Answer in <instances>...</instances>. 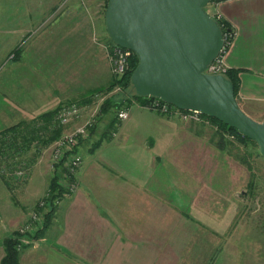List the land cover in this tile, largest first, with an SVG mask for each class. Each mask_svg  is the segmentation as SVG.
<instances>
[{
  "label": "crops",
  "instance_id": "crops-1",
  "mask_svg": "<svg viewBox=\"0 0 264 264\" xmlns=\"http://www.w3.org/2000/svg\"><path fill=\"white\" fill-rule=\"evenodd\" d=\"M30 1L48 7L61 2ZM215 4L234 32L226 64L238 70L236 100L247 115L264 121V0ZM48 12L47 22L29 37L26 60L17 44L15 55L2 61L0 45V136L5 129L54 110L67 98L66 92L51 90L47 83L56 69L49 57L53 40L64 41L57 46L79 55V70L84 54L97 59L99 48L91 51L84 44L92 39L93 27L84 26L82 18L66 20L64 8L54 15ZM35 24L29 27L40 25ZM75 69L70 74L76 76ZM141 116L144 119H138L132 131L120 132L123 121L118 127L109 124L116 132H102L83 153L78 150L83 162L76 174L77 189L55 203L42 241L19 250L20 264H189V258H199L194 264L225 263L228 226L236 217L228 209L237 203L241 170L237 175L234 163L225 154L219 156L220 149L200 123L177 116ZM44 155L36 162L30 159L31 173L13 190L16 196L9 204L3 193H9V184L0 171V261L3 239L14 234L49 187L53 173Z\"/></svg>",
  "mask_w": 264,
  "mask_h": 264
},
{
  "label": "rangeland",
  "instance_id": "rangeland-1",
  "mask_svg": "<svg viewBox=\"0 0 264 264\" xmlns=\"http://www.w3.org/2000/svg\"><path fill=\"white\" fill-rule=\"evenodd\" d=\"M60 1L61 2H57L55 5H50L48 7L44 4L38 3L37 1L0 0V27H2L3 30V33H0V40H2V43L0 44L1 55L2 61L6 62L10 60L11 57H13L12 54L15 53V46L19 44L18 46L20 47L22 54L24 53L22 58L23 60H26V49L28 47L26 44L30 39L29 37L40 29L41 25L47 22V20H44V15H46L48 10V14L53 13L52 15H54V13L60 10V8H64V15L67 14L66 20L78 21L82 18L84 26H89L90 28L93 27L94 35L92 39L84 40V44L86 45V48H90L91 51L96 50V47L99 48L98 54L96 55L97 59H95L94 54H84L83 63H81V70L78 68L80 63L78 62L79 55L63 51L59 48V46H57L58 43L59 45L64 43L62 40H60L61 42L53 40L55 45L51 49V54L49 56L52 59L50 63L56 65V69L54 75L47 79V83L50 85L51 90L64 91L67 93V98L60 101L59 107L68 103H78L82 106H86L89 113L92 112L91 109H94L95 112L93 113L99 115V118L94 123L93 129L91 130L90 128L88 136L80 142L78 150L83 153L86 148L93 145L102 132L106 135L112 134L113 128L109 126L111 123V126L116 123L117 125L115 126L118 127V124L123 121L121 124H124V126L122 129L120 126L121 130H119L120 132H126L132 131L138 119L140 121L144 119L141 115H165L155 110L153 112L152 109L151 111H149L150 109L148 110V108L144 109L145 107L131 99V92L126 91L124 93V90L119 84H116L113 87L110 85L113 78L118 79L123 74L117 76L113 73L112 64L109 58L112 56L111 54L114 51V46L109 40V36L104 26V11L107 0ZM206 9L212 17L213 15L218 14V12L215 11L217 10L215 1L208 3ZM12 10L14 11V14L11 12ZM25 10H27L28 13L21 14V12ZM36 12L39 13V15L36 16ZM221 20L222 18L220 16V19L216 21L218 22ZM30 23H37L35 25H40L36 28L34 25H32L33 27H29ZM131 52L127 56L128 66L129 58L132 55ZM90 59L93 60L91 63H88L87 60ZM74 66L77 71L76 76L73 75L74 73L70 74L71 72H74ZM95 70H97L98 73L85 76L88 71ZM80 71L81 75L78 74ZM65 73L69 74L64 76ZM98 81L99 83H97ZM78 89L82 90L81 94L76 93ZM94 94H98V97H93ZM114 95H117L118 99L125 98L123 101L128 104L118 106L117 109L111 107L110 111L102 113L101 109L103 100H106ZM127 100H130V102ZM120 109L128 110V117L124 120L115 118V114L117 116V111ZM205 118L206 119H204V121L193 122L200 123L202 126L207 128L214 145L217 146V141L222 140L223 147L221 149L219 148L221 151V155L219 156H223L225 154L228 162L231 161L234 163L237 175L239 170L242 172L241 185L237 184V187H235L237 203L235 206L231 207L230 210L228 209V214L233 215L236 212V217L234 221H232V225L228 226L226 238L227 250L225 253L224 264H264V157L260 155L257 145L250 142L238 143L228 132L224 131L221 134L220 127H218V125L212 122L209 118ZM140 133L142 132H137V134ZM47 135L48 131L42 130L40 137L46 138ZM24 137H27V140L24 141V144L17 145L15 152L9 154L5 151L3 152V156L0 158V165L5 164L4 178L9 184V193L6 190L3 192L7 194L6 199L8 200V204L10 200L12 201L13 197L16 196L13 190L16 187H21L23 185L22 183L26 182V178L31 173L29 165L30 159H32L33 162H36L37 158L45 153L44 157H48L49 166L51 164L52 143H50L47 147H43L41 141L35 143L32 142V147L30 148L31 150L26 153L25 142L27 144L28 139L31 137L28 134ZM49 168L51 170V167ZM18 170L23 171L22 176L16 175ZM42 196L36 201L35 205L28 210L29 212L36 207ZM20 225L21 224L15 226L14 232L17 231ZM42 234H44V231ZM42 234H40L39 237L36 236L37 240L32 243V245H37L42 241L39 239ZM204 243L208 244L206 238ZM209 244L212 247V241ZM22 247H17V250H20ZM198 259L199 258H189V264L196 263ZM222 263L223 261H221V264Z\"/></svg>",
  "mask_w": 264,
  "mask_h": 264
},
{
  "label": "water",
  "instance_id": "water-1",
  "mask_svg": "<svg viewBox=\"0 0 264 264\" xmlns=\"http://www.w3.org/2000/svg\"><path fill=\"white\" fill-rule=\"evenodd\" d=\"M216 0H107L104 26L113 43L132 51L136 94L197 110L254 140L264 157V121L239 106L233 83L204 70L218 54L223 32L206 9Z\"/></svg>",
  "mask_w": 264,
  "mask_h": 264
},
{
  "label": "built area",
  "instance_id": "built-area-1",
  "mask_svg": "<svg viewBox=\"0 0 264 264\" xmlns=\"http://www.w3.org/2000/svg\"><path fill=\"white\" fill-rule=\"evenodd\" d=\"M213 18L218 20L220 19V15H213ZM222 32V46L216 57L206 66L204 70L205 73L225 75L228 70L225 57L232 43L234 32L232 30H222ZM113 50L112 56L109 57L112 64V71L115 75L120 76L127 69V56L131 51L117 45L114 46ZM93 97H98V94H94ZM146 97L148 100L146 108L167 116H177L184 121L198 122L206 119L202 113L197 110L179 109L171 104L163 102L157 97ZM104 101L105 100H103V102ZM91 110L92 112L89 113L86 106H82L78 103H68L60 106L55 116L62 130L59 137L52 142L51 149L50 167L53 175L57 177L58 191H61L60 193L56 191L59 195L55 198L54 203L58 202L61 196L73 193L77 189L78 183L76 174L83 162L82 155H80L78 148L80 142L88 136L89 129L94 127L95 121L99 118L98 114L93 113L95 112L94 109ZM127 117L128 110L120 109L117 111L118 119L124 120ZM16 175L22 176L23 171L18 170ZM51 195L52 190L48 187L42 198L38 201L36 207L29 212L27 219L18 227L15 232L16 238L19 241L17 247L36 242V236L39 237L38 234L44 226L46 213L48 212V200Z\"/></svg>",
  "mask_w": 264,
  "mask_h": 264
},
{
  "label": "trees",
  "instance_id": "trees-1",
  "mask_svg": "<svg viewBox=\"0 0 264 264\" xmlns=\"http://www.w3.org/2000/svg\"><path fill=\"white\" fill-rule=\"evenodd\" d=\"M216 1H219V0H216ZM218 23L223 31L232 30L230 24L227 21L222 19L221 21H218ZM109 40L113 43V41L110 38ZM113 46H115L114 43H113ZM131 53L132 55L129 58V66H127V69L125 70V72L120 78L118 79L113 78V80L110 82V85L113 87L116 84H119L121 88L124 90V93L126 91L131 92V99L133 101H136L143 107H147V104H148L147 97L136 94L130 82L131 73L134 70L138 62L135 54L133 52ZM12 55L14 56L15 53H13ZM225 76L228 79H230L231 82L233 83L235 96H236L237 90H238V70L228 69L227 72L225 73ZM124 99L122 98L118 99L117 95L111 96L110 98L106 99L102 104V109H101L102 113H106L110 111L111 107H113L114 109H117L118 106H122L123 104H128L123 101ZM128 102H130V100ZM58 109L59 107L55 108L54 110H50L44 114H41L31 123L22 122L8 129H5L2 132V135L0 136V158L1 156H3L4 154L3 152L7 151L10 154L12 153V150H15L17 148V145L24 144L25 138L27 140V137H24V136H26L27 134L31 138L28 139V143H27L28 145H26V142H25V145H26L25 148L31 147L30 145L31 142H39V141H41V144L43 147H47L50 143L56 140L61 134V130H62V127L58 124V122L55 119ZM202 115L204 117L209 118L212 122L216 123L218 127H220L221 129L220 131L221 134L225 131L231 134L238 143L250 142V143L257 145L254 140H251L248 137L244 136L239 131H237L235 128L217 120L216 118L207 116L205 114H202ZM115 118H117L116 114H115ZM92 129L93 127L91 128V130ZM116 129L117 128L115 127L114 132L116 131ZM42 130L48 131V135L46 136V138L40 137ZM216 144L218 148L220 149L223 147L222 140H218ZM4 167H5V164H3L2 168L0 169V171L3 173H4ZM49 188L52 190V195L48 200V212L46 213V219L44 222L43 229L38 235L42 234V232L45 231V229L49 225L51 218L53 216L54 209H55L54 200L55 198L58 197L57 195H59V193L61 192L60 190L58 191L56 175L52 176L50 183H49ZM56 191L59 193H57ZM18 243L19 242L17 241L15 232L11 237H7L3 239L4 255L1 258L0 264H20L19 263V250H17Z\"/></svg>",
  "mask_w": 264,
  "mask_h": 264
}]
</instances>
